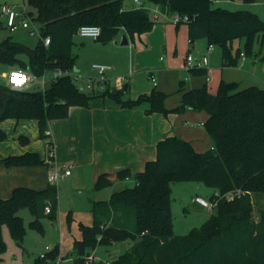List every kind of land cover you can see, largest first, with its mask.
I'll list each match as a JSON object with an SVG mask.
<instances>
[{
    "label": "trees",
    "instance_id": "16d2710c",
    "mask_svg": "<svg viewBox=\"0 0 264 264\" xmlns=\"http://www.w3.org/2000/svg\"><path fill=\"white\" fill-rule=\"evenodd\" d=\"M188 14L189 41L206 38L208 44L222 49L223 66L237 65L245 54L251 55L254 43L264 38V20L246 9L230 10L216 6L214 0H145ZM255 2V0H244ZM41 24L43 40L34 47L8 36L0 43V63L9 69H29L36 77L57 67L73 70L76 54L74 37L83 24L101 28L99 40L108 42L125 30L133 39L149 31L156 21L149 9L126 7L123 0H29ZM33 14V12H32ZM234 43H237L235 47ZM192 73H206L205 68L191 69ZM4 72V71H3ZM45 88L36 85L18 90L0 81V121L8 118L36 119L41 138L49 137V123L68 116L73 105L88 106L92 98L110 97L125 107L146 104L145 112L168 116L188 109L209 114L205 128L212 139V147L198 152L191 142L174 134L159 140L157 155L147 161L144 169L134 175L135 184L114 191L108 200L94 201L93 223H80L82 238L74 241L71 254L80 264L97 246H110L128 241L112 264H264V209L260 217H253L252 194L264 193V88L250 85L239 88L237 81L221 80L212 93L205 84L182 91L180 104L168 108L167 93L154 87L150 93L136 99H125L124 86L106 85L101 92L81 90L70 75L47 82ZM7 133L0 128V140ZM22 142L29 137L21 135ZM53 144L49 142V145ZM48 155L38 152L12 154L0 158V165H50ZM121 179L133 174L130 169L118 172ZM201 182L224 193L242 189L244 194L232 200L221 199L204 224L185 235L174 233L172 213V184ZM107 173L101 174L95 188L111 185ZM51 203V211L45 208ZM58 188L48 184L46 189L17 186L9 197L0 196V264L7 250L3 227L22 240L26 233L21 209L33 214L30 226L44 231L42 219L57 218ZM68 213V223L72 222ZM59 245L38 256L33 264H57Z\"/></svg>",
    "mask_w": 264,
    "mask_h": 264
},
{
    "label": "crops",
    "instance_id": "0c3cea01",
    "mask_svg": "<svg viewBox=\"0 0 264 264\" xmlns=\"http://www.w3.org/2000/svg\"><path fill=\"white\" fill-rule=\"evenodd\" d=\"M125 6L132 8L136 7L135 1L129 0L128 4L126 3ZM121 31H123V34H127L125 30L121 29ZM170 32H175L177 36L176 41L173 39L172 42H170ZM128 38L129 43L127 45H129L130 42H134V45L128 49L122 50V54H124L123 57L125 58L124 61L121 53L107 56L100 55L101 53H106V48H100L102 51L95 55L98 61L102 63L114 64V68L111 67L108 76L114 78L118 75H128L124 83H127V90H125L124 96L125 99H136L141 94L150 93L154 87L166 93L179 91L180 81L182 80L184 81L185 89L198 88L206 84L209 91L214 93L217 91L220 81L224 80L223 68L225 66H223V58L221 69L217 68L214 59L212 60L213 63L210 62L209 64L208 62L205 67V77L187 71L188 73L184 76V79L181 78L183 73L179 72V70H187L184 64L188 54L184 56L182 62L179 64V61H176L174 53H178L177 40L180 38L183 44H187V41L189 42V51L194 47V43L189 41L187 24L177 26L174 23L160 19L156 21L151 30L141 35H135L133 39L128 35ZM90 40H93L95 44H99V42L93 38H90ZM136 40H138V42H136ZM114 49L119 50V48ZM126 52H129L127 59L125 55ZM166 52L167 54L170 52L167 57L165 55ZM211 53H213V50L208 54L210 55ZM114 59H117L116 63L113 62ZM245 61L246 55L242 56L240 65H244ZM87 63L83 65L89 67L94 62ZM83 71L84 73L82 74L84 75L93 74L88 68ZM146 71L149 74L147 75L148 77H146ZM152 73L157 78L156 84H154L151 78ZM147 78H149L152 83H149ZM237 82L239 83V88L250 85H258L264 88V85L260 84H242L238 80ZM111 86L118 87L114 83ZM101 91L103 90L96 87L92 92L98 93ZM146 107V104L136 107H125L114 99L103 96L92 98L88 106H71L68 116L53 119L49 123V130L47 131L49 137L47 139L54 145L53 157L55 162L71 164L72 172L67 176L74 175L76 178L84 181L86 183L85 185L88 187H95L96 180L103 173L108 174L112 181L111 186H113L122 180L118 175L120 170L130 169L132 174L135 175L137 172L144 169L147 161L155 159L157 155L156 145L159 140L166 136L177 134L191 142L192 146L198 152H205L212 147V139L205 128V122L209 117L207 112H197L188 109L183 113H170L168 116H165L159 112L147 114L145 112ZM9 119L11 121L6 123ZM13 120H15V123ZM26 120H35L38 126V121L36 119L16 120L8 118L0 121V128L7 133L3 125L11 126L15 124L16 128L19 126V130L22 131L25 127V122H27ZM25 152L34 151L28 150L26 146L21 148L15 147V145H11L9 142L5 141V139L0 140V158L12 154H23ZM40 156L46 158L41 154ZM48 166L7 167L1 164L0 196L9 197L17 186L46 189L49 184L47 179ZM67 176L62 178H66ZM214 191L216 190L213 189V192ZM113 192H109L105 197L109 199ZM197 195L202 194L197 193ZM98 198L99 199L96 201L107 199ZM94 201L95 200L90 199L92 205L87 211L82 210V208H78V210L71 209L73 221L70 226L67 225L66 212L62 208L59 209L58 202L59 212L57 211V220L60 224L61 240L57 243L60 252L57 264H80L76 261L75 256L71 254V251L74 241L82 238L80 223L85 225H92L93 223L92 210ZM193 203L201 207L195 201H193ZM81 212H86L84 217L81 216ZM52 224L55 226L54 222H52ZM57 244L51 248H54ZM114 246H116V244L112 247L114 248ZM96 249L97 248H95L94 251ZM122 249L125 248H116L115 255L108 249L105 252L108 256L97 254V252H91L96 259L90 263L86 260L85 264H102V262L106 260L113 261L123 251ZM4 255L6 259H3L2 264H33L35 259L40 256L36 255L34 258H30L25 257V255L16 254L14 251Z\"/></svg>",
    "mask_w": 264,
    "mask_h": 264
},
{
    "label": "rangeland",
    "instance_id": "374dc122",
    "mask_svg": "<svg viewBox=\"0 0 264 264\" xmlns=\"http://www.w3.org/2000/svg\"><path fill=\"white\" fill-rule=\"evenodd\" d=\"M124 4H128L129 0H123ZM24 2L25 9L32 11L34 17L37 16L36 10L30 5L29 0H0V43L7 38L8 36H11L14 40L24 43L28 45L29 47L34 48L40 41L41 37L40 35L33 34L31 35L29 31L25 28H19L15 31H11L6 24V16H2L1 12V5L3 4H9V5H15L17 7H21ZM216 6H221L230 10H237V9H246L251 10L257 14L264 20V0H255V2H245L244 0H220L219 2L215 3ZM36 27L38 29L41 27V24L38 20L35 22ZM123 36V31H119L117 33L115 40H110L108 42H103L101 40H97L99 44H95L93 40H90L88 37H82L78 34L74 37V46L73 51L76 54V63L73 68V72L75 73H84V69H89L91 73H95L93 68L91 66L85 67L83 64H86L87 62H97L102 63L98 61L95 55L99 54L103 49L106 48V53H101L100 55H117L122 54L123 49H128L132 45H134V42H130L129 45H123L121 44ZM170 42L174 39L176 41L177 36L175 32H170ZM181 39V38H180ZM177 40V47H178V53H174L176 57V61L182 62V59L187 54H191L192 56H203L208 55L209 64L210 62L213 63L216 61V65L218 69H221L222 67V49L219 45L213 44V53L210 55L208 54V40L206 38H199L194 42V47L189 51V42L187 41V44L181 43V41ZM131 41V40H130ZM138 42V40H136ZM243 42H241L240 47L242 48L243 52L242 55H246L244 52V46ZM235 47H237V43H234ZM239 46V45H238ZM101 48V49H100ZM114 48H119V50H116ZM114 49V50H112ZM114 53H113V52ZM170 54V52H168ZM167 52L165 53L167 57ZM126 59L127 56H129V52L125 53ZM123 57V61H124ZM117 59H114L113 62L116 63ZM242 62V57L240 58L237 65L234 66H225L223 68V78L226 81L230 80H238L242 84H260L264 85V38L260 37L259 40H256L254 43V50L251 55H246V61L244 65H240ZM87 63V64H89ZM107 64V63H106ZM110 65V64H109ZM114 64L112 63L110 66L114 68ZM173 66V65H172ZM180 66V65H179ZM10 69L0 63V81L4 82V77L2 76L3 71H9ZM187 71L190 70H179V72L183 73V76L181 77L184 79V76L188 73ZM51 74V71H48V75ZM146 77L148 72L146 71ZM196 74V73H195ZM196 75H200L205 77L206 73H198ZM149 83H152L149 78H147ZM78 86L82 88V83L77 82ZM156 84V82H154ZM48 85V83H47ZM37 86V85H36ZM39 87V86H37ZM85 92L92 93L91 90H84ZM182 99V93L181 91H174V92H167V98L165 100V105L167 107H175L176 105L180 104ZM205 111V110H201ZM198 112V111H197ZM207 112V111H205ZM11 121L10 119L7 120L6 123H9ZM25 127L22 131L19 130V126L16 128V125L13 124L11 126L3 125L5 130L7 131V137L5 141L9 142L11 145H15V147H25L28 148V150L38 152L44 157H47L49 152V139L47 138H41L38 126L35 122V120H26ZM30 121V122H29ZM32 121V122H31ZM34 121V122H33ZM15 123V120H13ZM11 123V122H10ZM27 135L29 137L28 143H23L19 136ZM86 183L82 181L81 179L76 178L73 176H67L66 178H60L56 182V187L58 188L59 192V209H63L66 214V221L68 223V213L72 210H78V208H82V210H88V208L92 205V202H90V199L97 200L98 197L101 198H107V194L109 192H113L116 190H121L127 186H133L135 184L134 175L130 177V179H122L119 183L114 184L113 186L108 185L105 187H102L100 189H96L95 187H88L85 185ZM101 191V192H98ZM197 193L202 194L203 197L209 199L214 194L213 188L209 187L201 182H192V181H179L174 182L172 184V213L174 218V233L176 235H185L189 232H191L195 228L201 227L204 222L207 220V218L210 216L212 212H214V209L210 210L208 208H202V207H196L193 204V197L197 195ZM252 199L254 200V211H253V217L255 220H258L260 217V210L264 209V193L260 195H254L252 194ZM62 206V207H61ZM58 209V212H59ZM23 218L24 223L26 226V233L22 240H17L13 238V236L10 234V231L7 226L3 227V235L7 243V250L4 254H9L12 251H14L16 254L19 255H25V257L34 258L36 255H41L45 253L48 247H53L55 244L60 242L61 240V232H60V224L57 220V218L52 220L47 215L43 217V227L44 231L41 232L40 230H37L36 228L30 226V221L33 219V214L30 209L23 208L19 212ZM83 214V215H82ZM86 212H81V216L84 217ZM73 221V219H72ZM52 222L55 223V226L52 224ZM72 223V222H71ZM71 223L67 224L68 226L71 225ZM128 241L119 242L116 244V246L108 247V246H97L96 250H92V252L97 254H103L104 256H108L105 254L106 250L110 249L116 254L115 249L116 248H126V245L128 244ZM125 250V249H122ZM4 258L6 259V256L4 255ZM59 259V256L57 258V261Z\"/></svg>",
    "mask_w": 264,
    "mask_h": 264
},
{
    "label": "built area",
    "instance_id": "2783aa9c",
    "mask_svg": "<svg viewBox=\"0 0 264 264\" xmlns=\"http://www.w3.org/2000/svg\"><path fill=\"white\" fill-rule=\"evenodd\" d=\"M135 6L138 8H146L150 10L152 19L158 21L164 19L174 24L187 23L190 21L188 14H182L177 11H170L168 8H163L161 5L145 1V0H134ZM220 0H214V2H219ZM21 7L15 5L3 4L1 5L2 16H6L7 27L11 31H15L19 28H25L29 31L31 35L39 34L45 45H49L51 42V37L43 36L41 27L38 29L36 27V19L31 11L25 9L24 2ZM82 37H90L95 40H98L101 36V28L96 24H83L81 25L77 33ZM113 40L116 41V38ZM213 50V44L208 45V53ZM244 56V55H242ZM209 62L208 55H203L200 57L192 56L188 54L185 59L184 67L188 70L205 68ZM91 67L94 70V74L84 75L82 73H74L73 70H65L61 67H57L51 70V74L48 75V71L43 74L41 77H36L29 69L22 68H13L9 71L2 72L4 81L11 88L24 90L30 89L35 85L45 88L47 82L56 80L62 76L70 75L74 81L82 83L81 90H91L94 91L96 87H99L101 90H104L106 85H112L113 83L118 87L124 85L128 75H118L116 77L108 76V72L111 70V66L106 63H92ZM151 78L154 82L157 81V78L151 74ZM54 145H49L48 157L50 160V165L48 166L47 179L50 184H56L60 178L70 175L72 172V165L68 163H59L54 160ZM245 191L242 189H233L227 192H220L219 190L214 191V194L211 198L207 199L202 195H197L194 197V201L198 203L202 208H208L210 210L214 209L221 199L232 200L236 196L244 194ZM51 211V203L48 202V205L45 208V212L49 213ZM51 247L47 248V251L51 250ZM45 253L41 254V257H44ZM95 256L89 254L86 257V260L90 263L95 261ZM102 264H112V261L106 260Z\"/></svg>",
    "mask_w": 264,
    "mask_h": 264
},
{
    "label": "water",
    "instance_id": "95a60500",
    "mask_svg": "<svg viewBox=\"0 0 264 264\" xmlns=\"http://www.w3.org/2000/svg\"><path fill=\"white\" fill-rule=\"evenodd\" d=\"M128 43H129L128 35L126 33H124L122 36L121 44L127 45ZM124 90H127V83L124 84ZM193 204H194V206L199 207L195 203H193Z\"/></svg>",
    "mask_w": 264,
    "mask_h": 264
}]
</instances>
